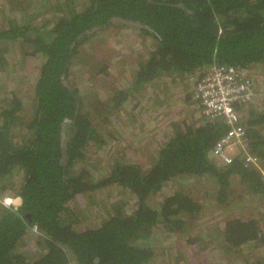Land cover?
<instances>
[{
	"label": "trees",
	"instance_id": "16d2710c",
	"mask_svg": "<svg viewBox=\"0 0 264 264\" xmlns=\"http://www.w3.org/2000/svg\"><path fill=\"white\" fill-rule=\"evenodd\" d=\"M6 2L8 11L0 9V264H264V223L258 216L228 218L210 227L208 236L188 234L212 204L188 190L190 181L207 184L204 197L217 206H231L234 190L242 186L264 206L262 169L246 166L239 155L222 167L211 156L229 130L224 121L202 112L200 121L170 126L148 163H111L112 148L124 150L125 139L147 133L144 101H165L184 85L186 100L194 97L203 108L197 91H190L209 66L250 74L264 66V0ZM117 23L133 24L151 41L134 64L131 86L115 88L109 102H102L69 78L88 60L84 46ZM24 68L37 70L31 100L12 87ZM163 82L174 87L171 93L162 94ZM129 121L134 125L127 126ZM110 122L121 124L118 136L102 134ZM136 123L144 128L141 134L132 132ZM244 123L248 150L264 165V111L251 110ZM108 146L112 168L96 176L91 153ZM173 182L177 188L163 193ZM114 186L122 197L105 203L107 218L97 227L79 226L76 200L100 191L107 195ZM11 194L21 202L5 205ZM161 235L185 238V245L159 250L154 245Z\"/></svg>",
	"mask_w": 264,
	"mask_h": 264
},
{
	"label": "rangeland",
	"instance_id": "374dc122",
	"mask_svg": "<svg viewBox=\"0 0 264 264\" xmlns=\"http://www.w3.org/2000/svg\"><path fill=\"white\" fill-rule=\"evenodd\" d=\"M30 1L33 6L36 5V2H34L35 0ZM0 9L2 11L4 9L8 11L6 0H0ZM38 20H40V17ZM118 26V23L113 25L104 33V35H102L101 38L84 46V48L89 51L87 55L88 60L86 59L85 63H78L73 68L69 78V81L74 86L79 87L84 95L94 96L95 94H98L97 97L100 98L102 102H109V99H111L110 96L115 93V88H128L131 86L133 80L130 77V74L133 71L134 64L141 59V54H147V45H149L151 41V38L149 37L148 40L145 41L142 36L138 34L139 31L136 30L133 24L124 23L120 27ZM104 65H107L108 68L104 73L98 74L97 71L99 68H103ZM87 66H89V68H86ZM93 66L98 67L94 68ZM33 68L32 70H26L25 68L23 70L21 69V71L19 70L17 74L18 78L12 82V87L20 90V94L27 96V99L29 100H31L30 95L32 84L37 77V70H34ZM95 75L96 77H94ZM250 76L255 80L256 97L253 101L242 108L241 115L244 118V121H246L251 110L264 111V66L259 68L256 67L251 70ZM159 87L163 88V95L167 92V94L171 93V88L174 89V87H170V83L164 82L160 83ZM195 87L193 86L190 92L196 93ZM175 89L177 90H174V92L171 93L173 95L170 99L164 101L162 97L160 98L161 104L162 101L165 103L162 104V106H159L161 105L160 102H155L153 99L143 102L148 105L149 108V112H146L148 115V124L144 126L145 132L147 133L141 138H138L136 135V137L131 138L130 140L125 139L124 141L125 144H127V148L124 150L120 149L118 152V147L112 148L113 157L111 163H114L117 158L118 160L125 158L127 160L141 162L142 164L148 163V160H150L153 156L154 150L157 148V141H161L164 137L166 138V136L171 134V129H168L170 126H173L175 123H182L184 120L191 123L200 121L202 108L197 99L193 97V101L186 100L185 95L189 92V89H186L184 85H180L179 88ZM157 91L160 93L161 90L157 89ZM97 105L103 106L100 102ZM142 106H139L138 111L141 110ZM128 108L130 109V107ZM134 123L129 121L127 126H132ZM136 124L137 126L133 127L134 129L132 132L137 131V134H141L144 131V128L142 130L139 127L140 125L138 123ZM120 126L121 124L110 122L102 129V134L109 135L108 132L116 131L118 136V128L120 129ZM152 137L154 138V143L151 142ZM65 138H67V135H65ZM111 143L114 146H118V142H115L114 140H112ZM109 149L110 146H108V148H103L102 151L98 149L93 150L91 153L89 167L91 169H97V173H94L96 176L100 174L101 177H104L105 173H108L110 168H112L109 165L110 157H107L106 155ZM261 169L264 175V165H261ZM177 184V182L170 183V185L166 186L162 192L168 193L175 190ZM206 185L207 184L204 185L198 182L195 184V181L187 183V187L191 188V190L189 188L188 190L191 191L194 196L199 198L200 201H212L210 206L204 208L200 217L197 220L192 221L191 229L188 234L201 235L206 233V236H208L209 233H212L210 227L221 226L224 224L225 220L232 217L248 219L253 216H258L260 221L264 223V206H260L253 201L252 197L246 193L245 189L242 190L243 186L234 190L231 206L221 207L217 206L212 198L208 200V198L204 197L206 192H203V190H206V188L204 189V186ZM192 187L196 189L194 190ZM116 191H118L117 187L114 186L110 187V191L107 192V195L103 194L101 196L102 191H100L92 193V195L87 197L83 195L80 196L78 200H76V214L78 215V218L81 219L79 226L85 228L89 226L97 227L100 222L106 219L108 211L105 207V203L115 201V204H117L121 201L122 194H118ZM103 192H106V190ZM239 193L243 196H239ZM10 196L14 198L17 197L13 194ZM127 208L128 211L131 209V207ZM198 226L200 227L198 228ZM201 227L206 228L201 229ZM203 230L204 232H202ZM184 241L185 238L179 239L161 235L155 240L154 246L159 250H167L170 253V249L176 248L178 245H185ZM163 246L164 248H162ZM235 262L237 261L235 260ZM156 263L164 264L165 262L157 261ZM239 264H241V262H239Z\"/></svg>",
	"mask_w": 264,
	"mask_h": 264
},
{
	"label": "built area",
	"instance_id": "2783aa9c",
	"mask_svg": "<svg viewBox=\"0 0 264 264\" xmlns=\"http://www.w3.org/2000/svg\"><path fill=\"white\" fill-rule=\"evenodd\" d=\"M196 91L203 114L210 119H220L229 126L227 133L214 146L211 156L224 167L239 155L246 166L261 170L260 160L248 150L246 125L241 115L242 108L256 97L255 82L248 71L213 64L204 70ZM14 199L6 197L3 203L10 205Z\"/></svg>",
	"mask_w": 264,
	"mask_h": 264
},
{
	"label": "water",
	"instance_id": "95a60500",
	"mask_svg": "<svg viewBox=\"0 0 264 264\" xmlns=\"http://www.w3.org/2000/svg\"><path fill=\"white\" fill-rule=\"evenodd\" d=\"M21 202V198L20 197H16L15 199H14V203H20Z\"/></svg>",
	"mask_w": 264,
	"mask_h": 264
}]
</instances>
